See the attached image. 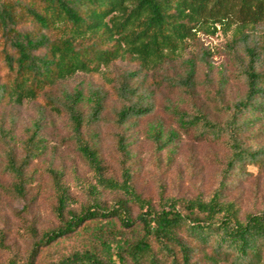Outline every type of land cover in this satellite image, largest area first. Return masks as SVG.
Masks as SVG:
<instances>
[{
	"label": "trees",
	"instance_id": "16d2710c",
	"mask_svg": "<svg viewBox=\"0 0 264 264\" xmlns=\"http://www.w3.org/2000/svg\"><path fill=\"white\" fill-rule=\"evenodd\" d=\"M232 18L241 24L229 48L242 94L229 105L219 103L225 116L221 123L197 107L169 109L179 130L223 142L227 155L216 188L207 196L187 199L169 197L159 185L157 202L143 198L133 185L124 134L115 138L119 179L107 176L96 142L87 138L102 116L105 97L100 91L86 96L77 87L67 91L63 84L78 73L94 75L101 64L132 56L137 70L125 72L117 83L121 105L114 125L133 126L152 112L148 95L138 92V80L169 61L163 51L192 38L197 25ZM258 25L264 26V0H0V112L41 99L64 114L94 181L85 203L74 211L76 201L62 173L47 168L55 225L41 232L31 229L24 259L9 264H38L44 253L72 238L83 236L84 243L94 224L86 244L44 264H264V205L259 212L242 215L238 202L228 197L232 177L246 176L248 166L264 168V147L244 141L248 128L264 120V33L244 29ZM207 55H201L204 62ZM185 65L180 92L188 96L194 93L196 66L193 60ZM13 123L6 127L0 118V174L9 179L0 189L24 199L46 144L38 122L17 143ZM147 133L154 152L165 151L171 163L177 132L151 125ZM102 192L115 196L110 205L102 201ZM132 208L138 212L134 218ZM112 231L128 239L106 240ZM0 248H5L2 234Z\"/></svg>",
	"mask_w": 264,
	"mask_h": 264
},
{
	"label": "rangeland",
	"instance_id": "374dc122",
	"mask_svg": "<svg viewBox=\"0 0 264 264\" xmlns=\"http://www.w3.org/2000/svg\"><path fill=\"white\" fill-rule=\"evenodd\" d=\"M240 25L236 18L224 20L223 23L197 25L192 38L178 43L175 50H164L163 55L169 57V61L158 71L149 70L148 78L144 81L142 78L138 80L141 82L138 92L143 96L148 95L152 112L125 129H116L114 125L121 105L115 89L125 72L137 70L132 56L124 55L108 65L101 64L94 75L78 73L63 84V89L67 91L77 87L86 96L92 91H100L105 97L102 116L92 126L87 138L96 142L107 176L119 179L120 154L115 138L117 134H124L133 185L143 198L157 202L159 185L164 186L167 196L187 199L207 196L216 188L227 155L223 142L214 138L202 139L196 132L179 130L169 109L179 107L189 111L197 107L220 123L224 120L219 103L229 105L243 92L242 84L234 77L229 48L235 41ZM244 29L253 35L264 33L263 25H258L256 29L250 26ZM203 52L208 53L207 62L201 59ZM187 60H193L196 66L192 83L194 93L188 96L180 92V79L186 75ZM151 61L157 63L154 57ZM0 118L6 127H10V120L14 121L13 132L17 143L24 139L27 129L38 122L46 144L42 158L32 168L34 180L24 199L14 198L0 189V234L4 237L5 246L4 249L0 248V264H9V260L21 263L30 245V230L41 232L55 225L52 214L54 197L47 168L62 173L63 182L76 201L71 206L74 211L85 203V192L94 181L75 148L70 123L64 114L51 110L39 99L21 106H7L0 112ZM151 125L177 132L171 163H168L165 151L160 154L154 152L147 133ZM244 139L248 145L264 147V120L250 126ZM246 171V176L231 178L228 194L231 200L238 202L242 215L259 212L264 205V168L248 166ZM8 184L9 179L0 174V185ZM101 199L110 205L115 196L102 192ZM137 213V209L132 208L133 218ZM94 229L95 224L92 231L85 234L87 241ZM85 238L84 243L83 236L64 241L49 254L44 253L38 264L86 244ZM105 239L121 243L128 236L112 231L106 233Z\"/></svg>",
	"mask_w": 264,
	"mask_h": 264
}]
</instances>
